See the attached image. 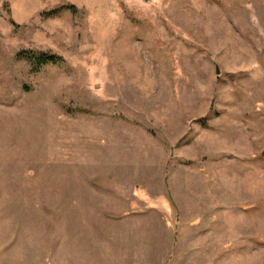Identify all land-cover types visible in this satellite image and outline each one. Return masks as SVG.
Masks as SVG:
<instances>
[{
  "label": "rangeland",
  "instance_id": "1",
  "mask_svg": "<svg viewBox=\"0 0 264 264\" xmlns=\"http://www.w3.org/2000/svg\"><path fill=\"white\" fill-rule=\"evenodd\" d=\"M0 264H264V0H0Z\"/></svg>",
  "mask_w": 264,
  "mask_h": 264
},
{
  "label": "trees",
  "instance_id": "2",
  "mask_svg": "<svg viewBox=\"0 0 264 264\" xmlns=\"http://www.w3.org/2000/svg\"><path fill=\"white\" fill-rule=\"evenodd\" d=\"M76 7L74 5L71 4H65V5H61L59 7H57L56 9H53L51 11H47L44 12L42 14L43 17L45 18H53V17H57L59 15H61L63 12L65 11H75ZM35 58H37V64L39 65H43L46 64L48 61H53L55 59H57L54 56H46L45 54H42L40 56H35Z\"/></svg>",
  "mask_w": 264,
  "mask_h": 264
}]
</instances>
